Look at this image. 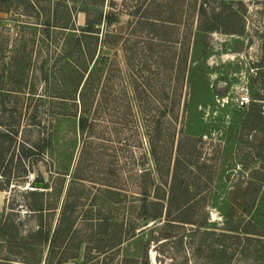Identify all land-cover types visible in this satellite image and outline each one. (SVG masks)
I'll return each mask as SVG.
<instances>
[{
    "label": "rangeland",
    "instance_id": "374dc122",
    "mask_svg": "<svg viewBox=\"0 0 264 264\" xmlns=\"http://www.w3.org/2000/svg\"><path fill=\"white\" fill-rule=\"evenodd\" d=\"M87 1L118 19L90 39L84 89H62L57 30L26 89L0 64V264H264V0ZM0 19L14 40L20 18Z\"/></svg>",
    "mask_w": 264,
    "mask_h": 264
},
{
    "label": "trees",
    "instance_id": "16d2710c",
    "mask_svg": "<svg viewBox=\"0 0 264 264\" xmlns=\"http://www.w3.org/2000/svg\"><path fill=\"white\" fill-rule=\"evenodd\" d=\"M43 1L48 0H0V13L14 14L18 18H20L19 20H17V37H15L14 40H12V37L8 34H0V64L2 63L3 65L6 64L8 66V78H11V80L12 78H14V76L17 77L18 74L20 80L17 84L21 86L22 89H26V87H23V84L24 86H26V84L28 83L26 76L29 75L28 73L27 75H23L24 69H29L30 67H33L34 55L38 53V51L40 50L39 48L42 45H46V41H49V38L51 37V31L57 30L65 36V41L62 44L64 47L62 54L65 57V62L62 66L58 65L57 70L58 72H61L62 69V89H70L73 88L74 82L76 84V82H78L79 80V84H81L84 78L86 77V73L89 69L87 61L90 56V39L92 37H96L99 39L100 34L103 31L105 25L107 26L108 24L117 21L118 15H111L110 13L105 14L103 10L104 6L102 4L95 3V5H99V9L97 17L92 19V6L95 5L89 3V1L87 0H84L81 5L73 3L74 5L71 7L69 5V2H66L65 0H58L57 3H55L54 5H45ZM75 13H85L86 23L84 27H78L76 25V22L73 18ZM25 18H27V20ZM70 19L73 22L70 23ZM2 28L8 29V27L4 25L2 26ZM30 28L32 33H29V36H27V31H29ZM39 29H41V33L44 34L42 41H40L36 35V32ZM102 35H104V32ZM7 53H12V55L9 57L10 61L5 60ZM43 63L44 62H42L38 70L42 72L43 75L46 77L48 73L45 69V64ZM82 63L85 64L86 67H84V65L83 68L82 66L80 68V65ZM19 69L23 70L18 73ZM90 74L91 73H89L88 77L84 80L85 82L83 85V89L85 87V84L89 81ZM26 80L27 83H25ZM17 88L20 89V87L18 86ZM74 93H76V88ZM59 98H65V100L72 99V97ZM73 100L76 99H74L73 97ZM30 123L31 124L29 125V127L34 128L40 126V122L36 120V116L32 117V121ZM86 123L87 119L83 117L80 120V128L82 130L86 128ZM12 127L13 128L10 133L11 135L16 136L18 134V126L14 124L12 125ZM36 146L37 144H33L28 148H24V150L26 151L24 155L31 157V165H35V163L41 159V148ZM31 165L27 169L25 168V170L28 171ZM36 183H43L44 189L47 188V185L44 183L43 179H40L39 181L35 182V188ZM25 194L27 196L34 197L35 195H41L42 192L39 193L37 190H26ZM27 208L29 211L27 213H31L32 215H38L43 211L42 205H39L38 202L30 203ZM162 214L163 213H161L155 218H161L163 216ZM4 231L5 225L1 227V232ZM39 233H42L40 227H38L36 231L32 232L28 240L32 241L34 237H38L37 235H39ZM55 238H57V236H54L52 240H55ZM39 239L42 240V237H40ZM46 239L47 237H45L44 240L46 241ZM29 245L30 244L27 243V248L29 247ZM32 245H34V243H32ZM22 263L34 264L27 260H24V262Z\"/></svg>",
    "mask_w": 264,
    "mask_h": 264
},
{
    "label": "built area",
    "instance_id": "2783aa9c",
    "mask_svg": "<svg viewBox=\"0 0 264 264\" xmlns=\"http://www.w3.org/2000/svg\"><path fill=\"white\" fill-rule=\"evenodd\" d=\"M241 90L242 91L240 95L238 97H235L234 100L236 101L238 107L244 108L251 103L252 99L250 97L249 89L242 88Z\"/></svg>",
    "mask_w": 264,
    "mask_h": 264
},
{
    "label": "water",
    "instance_id": "95a60500",
    "mask_svg": "<svg viewBox=\"0 0 264 264\" xmlns=\"http://www.w3.org/2000/svg\"><path fill=\"white\" fill-rule=\"evenodd\" d=\"M36 188L37 189H44V184L43 183H36ZM150 224V222L149 221H145V222H143V227H148V226H150L149 225Z\"/></svg>",
    "mask_w": 264,
    "mask_h": 264
}]
</instances>
